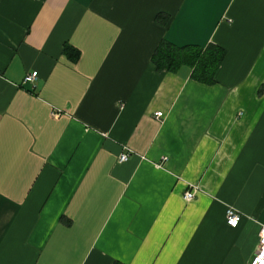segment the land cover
<instances>
[{
    "label": "crops",
    "instance_id": "crops-1",
    "mask_svg": "<svg viewBox=\"0 0 264 264\" xmlns=\"http://www.w3.org/2000/svg\"><path fill=\"white\" fill-rule=\"evenodd\" d=\"M260 224L264 0H0V264H249Z\"/></svg>",
    "mask_w": 264,
    "mask_h": 264
},
{
    "label": "trees",
    "instance_id": "trees-1",
    "mask_svg": "<svg viewBox=\"0 0 264 264\" xmlns=\"http://www.w3.org/2000/svg\"><path fill=\"white\" fill-rule=\"evenodd\" d=\"M64 54L76 61L79 52L72 47H65ZM224 58V51L214 45L206 48L197 46L177 47L162 41L152 56V62L159 71L175 72L182 66L192 69V78L203 83H213L214 75Z\"/></svg>",
    "mask_w": 264,
    "mask_h": 264
},
{
    "label": "built area",
    "instance_id": "built-area-1",
    "mask_svg": "<svg viewBox=\"0 0 264 264\" xmlns=\"http://www.w3.org/2000/svg\"><path fill=\"white\" fill-rule=\"evenodd\" d=\"M36 77H37V72L26 74L23 79V83H32L34 82ZM154 116L157 120H159L162 118L163 114L161 112H157L154 114ZM127 160H128V154L126 153L122 154L119 157L120 163L126 162ZM196 192H197V188L195 187L185 191L183 194V199L185 201L193 200L195 198ZM240 219L241 216L238 213L234 212L231 209L227 210L225 217V222L227 226L231 228H235L238 225ZM258 237H259V246L255 254L250 259L249 264H264V224H260L259 226Z\"/></svg>",
    "mask_w": 264,
    "mask_h": 264
}]
</instances>
